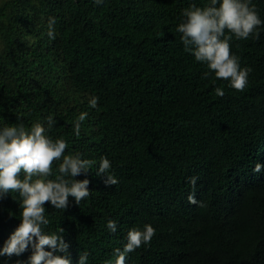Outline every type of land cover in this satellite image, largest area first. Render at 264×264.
<instances>
[{"label":"trees","instance_id":"obj_1","mask_svg":"<svg viewBox=\"0 0 264 264\" xmlns=\"http://www.w3.org/2000/svg\"><path fill=\"white\" fill-rule=\"evenodd\" d=\"M17 1L0 5V118L29 126L55 115L49 135L66 139V152L106 155L118 178L105 185L94 163L76 177L90 180L79 205L45 202L46 230L65 229L73 264L82 250L88 264H112L128 229L145 223L155 234L126 264H264V171H253L264 162V25L230 40L251 69L238 90L196 61L176 31L184 8L208 0H33L49 20L33 42L23 28L34 19L19 10L30 0ZM251 2L264 18V0ZM19 200L0 197V244L19 223Z\"/></svg>","mask_w":264,"mask_h":264},{"label":"clouds","instance_id":"obj_2","mask_svg":"<svg viewBox=\"0 0 264 264\" xmlns=\"http://www.w3.org/2000/svg\"><path fill=\"white\" fill-rule=\"evenodd\" d=\"M94 3L103 4L104 0H94ZM52 23L54 20L50 21V27ZM261 25H264V18L251 0H208L204 6L193 3L184 8L176 31L181 33L184 49L191 52L196 61L206 63L215 77L227 80L231 87L243 90L251 69L240 65L239 57L230 51V40L233 35L242 39L250 34L258 36ZM48 34L54 35L51 30ZM216 93L224 94L219 87ZM95 103L94 98L93 106ZM85 116L86 113H82L74 123L77 136ZM55 124V115L29 126L22 121L6 123L0 118V197L6 193H18L20 197L19 223L0 244V256H20L31 249L26 260H18L15 264H73L69 243L63 235L65 229L59 226L46 230L50 220L45 202L62 211L68 207L69 197L79 205L91 194L90 180L87 175L81 179L76 177L88 173L94 163L95 175L103 176L105 185L118 183L106 155L97 162L79 152H66L67 140L49 135ZM54 161H58L55 170ZM253 171H264V162L257 161ZM197 179L191 176L189 183L195 186ZM106 227L115 233L118 221L108 218ZM155 231L151 223L130 227L123 246L115 249L112 264H126L127 254L149 243ZM88 258L89 252L82 250L75 264H88Z\"/></svg>","mask_w":264,"mask_h":264},{"label":"rangeland","instance_id":"obj_3","mask_svg":"<svg viewBox=\"0 0 264 264\" xmlns=\"http://www.w3.org/2000/svg\"><path fill=\"white\" fill-rule=\"evenodd\" d=\"M13 2L17 3V0H0V5L3 4H12ZM30 6H27V8L22 9L19 8L20 11L27 13L29 16H31V18L34 19V25L33 27L29 24V29L28 28H23L24 32L23 34L26 37V40H28V42H33L36 37L35 34L36 32L39 31V28L43 25V24H47L49 23V20L47 19V17L45 15H43L42 13H40L38 11L37 6L33 7L34 1L30 0ZM32 30V33H31ZM3 50V39L2 36L0 34V52Z\"/></svg>","mask_w":264,"mask_h":264},{"label":"bare ground","instance_id":"obj_4","mask_svg":"<svg viewBox=\"0 0 264 264\" xmlns=\"http://www.w3.org/2000/svg\"><path fill=\"white\" fill-rule=\"evenodd\" d=\"M255 230V229H254ZM263 233V232H262ZM257 234V233H256ZM258 235V234H257ZM255 237V236H254ZM262 237V236H261ZM263 241V240H262ZM251 243V242H250ZM255 245V244H254Z\"/></svg>","mask_w":264,"mask_h":264}]
</instances>
